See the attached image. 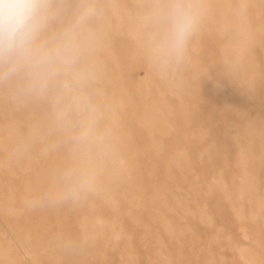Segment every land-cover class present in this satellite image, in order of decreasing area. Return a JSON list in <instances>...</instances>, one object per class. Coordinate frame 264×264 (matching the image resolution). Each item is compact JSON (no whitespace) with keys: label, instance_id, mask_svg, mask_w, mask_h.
<instances>
[{"label":"rangeland","instance_id":"1","mask_svg":"<svg viewBox=\"0 0 264 264\" xmlns=\"http://www.w3.org/2000/svg\"><path fill=\"white\" fill-rule=\"evenodd\" d=\"M168 2L125 0L136 22H103L108 35L91 51L107 63L106 77L88 67V54L83 60L99 146L75 136L49 140L52 126L69 136L81 122L76 113L70 124L58 118L55 88L24 96L37 125L29 150L35 169L21 178L34 177L46 211L13 227L0 206V248L10 240L21 264H264V22L257 18L264 0H199V30L179 65L157 55L164 31L157 12ZM97 6L114 16L106 0ZM236 14L242 19H229ZM53 24L51 31L62 25ZM239 48L243 69L230 64V50ZM16 118L7 124L0 115V125L30 138ZM20 142L0 143V159L18 158L9 166L23 162ZM128 166L136 173L130 185L120 182ZM23 233L47 239V255L34 247L44 262L25 251Z\"/></svg>","mask_w":264,"mask_h":264},{"label":"clouds","instance_id":"2","mask_svg":"<svg viewBox=\"0 0 264 264\" xmlns=\"http://www.w3.org/2000/svg\"><path fill=\"white\" fill-rule=\"evenodd\" d=\"M98 14L89 2L70 11L64 0H0V81H21L22 96L45 95L55 88L57 104L67 101L58 107L60 120L70 122L73 113L90 115L94 107L84 90L90 74L82 63L95 39L91 23ZM201 18L199 0H169L158 10L164 31L157 55L164 63L184 61ZM56 22L62 27L51 31ZM92 135L88 119H82L76 139ZM81 184L87 187L90 178L82 177Z\"/></svg>","mask_w":264,"mask_h":264},{"label":"bare ground","instance_id":"3","mask_svg":"<svg viewBox=\"0 0 264 264\" xmlns=\"http://www.w3.org/2000/svg\"><path fill=\"white\" fill-rule=\"evenodd\" d=\"M106 1L111 5L112 14L114 16L110 17L106 12L99 11L98 16L92 22H100V23H98L96 28H93L91 26L94 33H95L94 42L99 41L101 37L108 35L107 34L108 33V31H107L108 27L103 22H136L133 19L132 14L129 13V9L125 6V4H124L125 0H106ZM85 2H89V3L94 4L98 9L97 4L100 2V0H64V3L67 4L70 11L75 10L76 7H78L81 3H85ZM263 11H264V8H263ZM130 16H131V18H128ZM257 18L260 20V22H264V14H262V17L258 16ZM67 19H68V17H65L64 22H67ZM229 19L230 20H241L242 18L236 14V15H230ZM136 20L138 21L137 18H136ZM60 27H62V25ZM53 28H54V24L52 25L51 30ZM128 29H129V31L135 30V28L132 24H131V26H129ZM148 48L150 49V54H153V51H156L155 46L151 42L148 44ZM240 50H242V49L239 48V49H231L230 50L231 52H234L235 54H231L234 57V59H231V62L230 61L229 62H230V64H233L235 68L243 69L245 67V64L241 61L240 55H238L239 54L238 52ZM94 55L95 54L92 51H90L88 53L87 60H86L88 62V67L92 66L94 68L96 66L98 68H102L101 71H104L103 77L104 76L106 77V75H108L109 71H110L107 63H103L97 56H94ZM83 63L84 64L82 65V67L84 68V70H86L85 62H83ZM242 63L244 65H242ZM90 71H92V70H90ZM4 85H8V82L7 81H0V115H2L4 117L6 123L9 124L12 120L17 121L16 117L19 114V115H21V121H24L25 123H27L29 128L32 130V133H31L32 136L29 138V137H26L24 135V133H22V132L19 135V133H18L19 130L17 131L15 127H9V126L7 127L5 124L0 125V134L3 135V138L0 139L1 140V142H0L1 147L4 149L8 148V146H11V144L12 145L15 144V141L17 139H21L22 142H20L19 146L22 145L21 148H22V151L24 152L23 162L18 167L17 166H9L13 163L18 162V158H15L16 156L10 155V156L6 157L7 159H0V206H1V208H4V210L6 211V217L8 218V220L10 221L12 226L15 227V225H19V222H21V221H24V223H28V222L31 224L34 223V218L32 216H34V214H35V212H37L38 208L40 210L42 209L41 212L43 211V213H45L44 210L46 211V209H45V207L43 209V203H42V197L44 195L41 192L42 190H40L41 194H38L36 181H35L34 177H32V178L25 177L27 175L26 174L21 178L22 172H24L28 169H30V170L35 169L33 158L29 155V150L32 147H34L33 146L34 145L33 136L36 133L35 128L37 125L36 121H34L35 120L34 110L31 106L28 105V102L26 101L25 97L20 95L19 89L21 86V81L11 80V82L9 83L8 89L12 90L11 93H12V97H13L11 103L8 101V99H6V97H4V91H5ZM112 95H110V96H112ZM54 98L57 101L58 92L56 89L54 90ZM6 100H7V102H6ZM64 102H65V100H63V99L60 100V103L57 104V110H58V107L62 106ZM76 114L79 116H76ZM76 114L74 116H76L77 118L79 117V119H81V120L85 119V118L88 119V121L91 125V128L93 130V135L90 136L87 139V141H93L94 143H96L99 146V141L102 140L103 136L101 134L96 133L98 130V127H97L95 121L93 120V117H92L93 112L90 115H87V117H85V114H83V113H76ZM72 118L73 117H71V119ZM77 118H75V121ZM72 121H73V119H72ZM64 122L66 124H70L71 120H70V122L69 121H64ZM61 123L63 124V122H61ZM56 126L55 125L52 126L53 128H51L49 131L50 135L48 134L49 140L51 142H54V140L56 138L59 139L62 137L72 138V136H75V138H76V136L78 134V133L77 134L73 133V134H70L68 136V134L70 133L69 131H68L69 133L67 132L68 134L67 133L65 134L62 131H58V128L56 129ZM66 126L67 125H65V128H66ZM69 127H72V126H68V128ZM40 128H41L40 133L43 134L42 126ZM15 148L16 147L12 146V150ZM120 151L121 150H118L119 154H121V152H122V151L121 152ZM88 159L92 160L93 158L89 157ZM119 161H120V163H122V161H125V160L123 158H121V159H119ZM128 167L129 168L124 171V172L128 171L126 177H121L120 182L122 184H124L126 182L128 185H130L131 183L136 181L135 180L136 179V173L132 172L133 167H131V166H128ZM18 179H19V181H18ZM17 203H19V205H20L18 208L16 207ZM40 210H38V211H40ZM44 221H45V217H41V219L38 222L43 225ZM27 231H29V230L27 229ZM37 234H39V233H37ZM37 234L35 236L33 235V233L32 234L23 233L21 235L24 239L25 251L31 253V250H32L33 252H35L36 249H34V247L40 245L39 248H45L46 247L47 250L44 249L45 250L44 254H45V253H47L46 251L49 250V248H47V246L44 247L45 242L47 243V241H46L47 239L45 240V238H43V237L41 238V237H39L40 235H37ZM0 249H1L0 250V257H4V258L8 259L10 257L9 256L10 252L12 253L11 257L14 260L13 261L10 260L9 261L10 264H21L22 263L20 256L14 251L13 244L11 243L10 240H8L6 246H2ZM42 251H43V249H42ZM34 254H35V256H34ZM37 255H38V257H40L42 254H40V256H39V254H37L36 252L33 253V257L36 258L37 261H40L41 257L44 259V257H43L44 255L41 256L40 258H37ZM45 255H47V254H45ZM42 258H41V260L43 261Z\"/></svg>","mask_w":264,"mask_h":264}]
</instances>
